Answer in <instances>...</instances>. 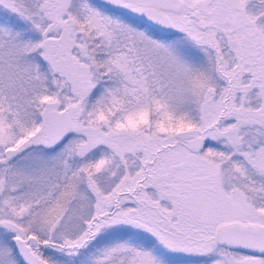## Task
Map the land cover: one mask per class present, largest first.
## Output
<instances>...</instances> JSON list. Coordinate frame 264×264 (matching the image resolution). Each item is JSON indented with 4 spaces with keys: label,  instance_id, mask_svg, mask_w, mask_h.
Listing matches in <instances>:
<instances>
[{
    "label": "snow or ice",
    "instance_id": "1",
    "mask_svg": "<svg viewBox=\"0 0 264 264\" xmlns=\"http://www.w3.org/2000/svg\"><path fill=\"white\" fill-rule=\"evenodd\" d=\"M0 264H264V0H0Z\"/></svg>",
    "mask_w": 264,
    "mask_h": 264
}]
</instances>
